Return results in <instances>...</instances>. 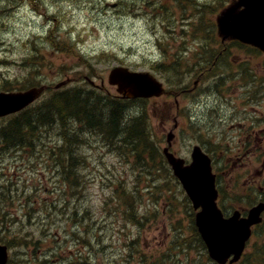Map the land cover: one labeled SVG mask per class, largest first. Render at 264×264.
Returning <instances> with one entry per match:
<instances>
[{
  "label": "rangeland",
  "instance_id": "374dc122",
  "mask_svg": "<svg viewBox=\"0 0 264 264\" xmlns=\"http://www.w3.org/2000/svg\"><path fill=\"white\" fill-rule=\"evenodd\" d=\"M191 1L0 0V89L6 81L14 90L44 84L49 86L45 100L55 84L68 78L71 83L64 90L88 92L92 87L82 80L88 76L98 86L104 82L101 93L115 96V88L107 85L106 78L116 66L155 74L177 90L189 89L196 81L191 79L194 65L202 60L194 56L204 38L199 27L216 20L208 9L199 15L200 8L195 10ZM197 1L219 12L218 0ZM183 23L188 27L182 28ZM218 39L220 36L214 38ZM222 57L214 66L213 77L197 79L193 96L179 97L177 102L172 98L136 102L123 117L144 113L157 152L167 146V134L176 119L171 151L184 159L189 158L193 145L210 152L218 188L226 189L221 207L229 213L247 208L251 199L259 198V186L264 187V181L255 177L260 164L254 161V154L236 161L247 155V148L258 149L255 140L264 133L260 122L264 115V54L229 44ZM176 58L181 60L179 66ZM169 76H179L181 82L173 85ZM10 118L0 119V128ZM27 127L21 120L22 136L16 141L27 138L23 132ZM66 129L68 140H81L74 150V142L68 144L73 150L70 156L62 136ZM87 131L72 121L65 130L49 123L40 127L37 138L16 148L2 146L0 137V207L4 205L0 211L10 212L16 222L22 219L28 200L37 204L34 220L18 223L3 236L5 240L28 235L31 246L38 240L36 246L44 258L35 264H73L76 260V264H211L206 251L190 237L191 206L169 172L158 171L160 159L151 163L158 179L151 190L158 197L155 199L146 191L151 177L145 179L142 170L136 171L128 158L95 136L100 132ZM14 136L8 141H15ZM245 142L248 144L243 146ZM65 163H70V170ZM135 189L139 198L135 194L131 201L133 208H139L134 214L145 223L142 227L130 217L133 209L123 203V193ZM168 200L173 204L169 213ZM180 231L191 238L190 246L179 243ZM263 238L261 230L256 232L246 253L253 254V247L261 245ZM33 250L14 247L10 252L15 258Z\"/></svg>",
  "mask_w": 264,
  "mask_h": 264
},
{
  "label": "water",
  "instance_id": "95a60500",
  "mask_svg": "<svg viewBox=\"0 0 264 264\" xmlns=\"http://www.w3.org/2000/svg\"><path fill=\"white\" fill-rule=\"evenodd\" d=\"M245 8L236 14H228L221 21L225 34L232 35L241 41L254 44L264 49V0H244ZM110 85L117 86V92L125 98L159 96L163 90L148 73L129 72L125 68H114L108 76ZM61 83L56 87H60ZM44 87L31 88L24 92L0 93V117L20 111L36 100ZM174 174L180 179L193 208H201L195 216V224L205 242L209 256L219 264L236 262L251 234V227L261 222L260 215L264 204L259 203L241 218L238 211L228 219L223 218L217 208L214 176L211 174L209 159L193 152V164L189 168L182 167V161L166 155ZM7 260L6 248L0 246V264Z\"/></svg>",
  "mask_w": 264,
  "mask_h": 264
},
{
  "label": "trees",
  "instance_id": "16d2710c",
  "mask_svg": "<svg viewBox=\"0 0 264 264\" xmlns=\"http://www.w3.org/2000/svg\"><path fill=\"white\" fill-rule=\"evenodd\" d=\"M3 86L4 90L6 88H8V91L12 90L7 85ZM19 90L21 89L19 88ZM129 104V101L117 97L110 98L93 89L88 90V92L82 91L81 89L56 91L53 92V95L49 98L45 99L39 108H34L33 111L30 112L25 111L20 115L10 118L5 125L0 128L1 144L4 147L16 148L24 145L26 141L34 137L37 138L39 136L40 127L49 125V123H55L60 130L61 125H63V129L65 130V124L72 121L79 126L88 129L89 132H95V130L101 132V134L108 139V143L113 145L117 150H120L123 156L125 155L123 150L126 149L130 155L135 157L137 163L146 167L145 156L148 155L151 159L154 158V149L149 140L148 132H146L148 131V124L146 117L143 114L137 117H130V115H127L125 118L123 117L124 112L128 110L127 107ZM103 111L104 114H102ZM29 114H32V117L29 116ZM21 120H24L25 125H28L23 131L27 138L16 141L18 140L19 135H22L20 130ZM94 120L98 123L93 124ZM122 122L125 123L123 125H126L125 127L121 126ZM119 127L122 128V130L120 129L121 134L123 133L122 137H120L119 133H115ZM66 133L67 130L62 133V136L64 137V140L67 139V143L68 139L71 138L67 137ZM13 135H15V141H8L9 137H12ZM112 136L113 138H111ZM65 166H67L69 170L71 169L70 163H65ZM36 206L37 204L34 202H27L23 206L24 215L23 218L20 219V222L24 223L26 218L34 220ZM128 206L131 207L130 204H128ZM1 214L0 225L5 231L7 230V226L10 227V229H8V231H10L19 223V221L15 222V218H13L10 212L3 211ZM190 217L192 218V215H190ZM192 222L191 219V223ZM259 229L264 236V225L260 226ZM190 230L193 233L190 237L198 243L201 250L205 251V247L193 227V224H191ZM191 238L185 236L181 231L178 235V239H180L179 243L183 244L185 248L190 246L189 241ZM22 241H24V239H22ZM23 244L26 245L25 242H23ZM247 263L264 264V240L263 244L256 249L254 256L245 262V264Z\"/></svg>",
  "mask_w": 264,
  "mask_h": 264
},
{
  "label": "bare ground",
  "instance_id": "6f19581e",
  "mask_svg": "<svg viewBox=\"0 0 264 264\" xmlns=\"http://www.w3.org/2000/svg\"><path fill=\"white\" fill-rule=\"evenodd\" d=\"M9 4V3H8ZM6 8V7H5ZM19 9V8H18ZM7 11V10H6ZM9 21V20H8ZM4 25V24H3ZM7 27V26H6ZM26 28V27H25ZM15 34V33H14ZM25 53V52H24ZM29 60V59H28ZM32 62V61H31ZM216 77V76H215ZM214 77V78H215ZM100 107V106H99ZM99 109V108H98ZM101 112V111H100ZM89 120V119H88ZM90 121V120H89ZM100 121V120H99ZM90 123V122H89ZM96 123H98L96 120H94L93 121V124H96ZM68 124V123H67ZM66 125V124H65ZM62 127H63V125H61V130H62ZM21 130H22V128H21ZM67 130V129H66ZM122 130V129H121ZM64 132H66V131H63L62 133H64ZM22 133V132H21ZM115 133H119V134H121V131H120V128H118V130L115 132ZM21 134H20V138H21ZM71 138V137H70ZM111 138H113V136L111 137ZM124 138V137H123ZM122 138V139H123ZM77 140H79V139H76V138H73V140H72V142H74V146L72 147L73 148V150L74 149H76V147H78L80 144H81V140H79V141H77ZM110 140V139H109ZM23 142V141H22ZM111 142V141H110ZM71 143V140H68V142L66 143V148H67V151H68V156H70V154H72L73 153V150H71V146L69 147L68 146V144H70ZM119 143V142H118ZM117 143V144H118ZM123 144V143H122ZM135 146H137V145H135ZM125 147V146H124ZM139 147V146H138ZM65 147H64V149H66ZM77 184V183H76ZM53 212V211H52ZM91 213V212H90ZM112 219V218H111ZM56 222V221H55ZM53 225V224H52ZM95 226V225H94ZM89 227V226H88ZM81 228V227H80ZM77 230V229H76ZM88 230V229H87ZM47 232V231H46ZM50 232V231H49ZM50 234V233H49ZM71 234V233H70ZM45 237V236H44ZM52 238V237H51ZM42 239V238H41ZM67 244V243H66ZM113 248V247H112ZM99 249V248H98ZM111 249V248H110ZM55 250V249H54ZM81 252V251H80ZM60 253V252H59ZM69 258V257H68ZM58 259V258H57Z\"/></svg>",
  "mask_w": 264,
  "mask_h": 264
},
{
  "label": "clouds",
  "instance_id": "9594fccd",
  "mask_svg": "<svg viewBox=\"0 0 264 264\" xmlns=\"http://www.w3.org/2000/svg\"><path fill=\"white\" fill-rule=\"evenodd\" d=\"M139 113V110H137V114Z\"/></svg>",
  "mask_w": 264,
  "mask_h": 264
}]
</instances>
